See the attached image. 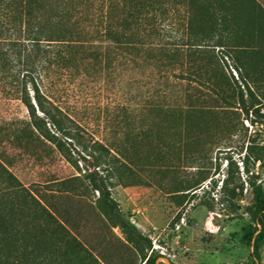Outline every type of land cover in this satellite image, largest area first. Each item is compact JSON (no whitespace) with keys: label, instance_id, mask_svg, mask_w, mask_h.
<instances>
[{"label":"rangeland","instance_id":"obj_1","mask_svg":"<svg viewBox=\"0 0 264 264\" xmlns=\"http://www.w3.org/2000/svg\"><path fill=\"white\" fill-rule=\"evenodd\" d=\"M190 1L152 0L166 9L147 14L154 45H167L159 67L121 49L109 64L50 66L41 89L77 123L65 146L71 161L32 125L24 56L0 65V160L70 233L47 236L53 249L42 259L53 250L52 264H146L151 254L158 264H254L249 234L264 192V0H218L229 12L216 13L214 0H198L189 27ZM0 29L13 33L1 8ZM193 36L197 52L178 50ZM261 252L264 264V244Z\"/></svg>","mask_w":264,"mask_h":264},{"label":"trees","instance_id":"obj_2","mask_svg":"<svg viewBox=\"0 0 264 264\" xmlns=\"http://www.w3.org/2000/svg\"><path fill=\"white\" fill-rule=\"evenodd\" d=\"M86 1L88 0H9L3 3L4 0H0V8L7 10L13 26V33L8 37H3V31L0 29V45L7 42L10 49H0V65L7 59L6 63L12 67L17 57L21 59L24 56L23 80L33 84L34 95L32 98L30 91H27L23 101L29 108L32 125L70 161L65 146L67 139L77 137L74 131L77 123L53 96L41 89L40 83L44 86L51 75L50 66L70 70L76 66L77 60L84 65L92 60L102 64L104 57L109 64L110 55L114 50L121 49L126 54L131 53L132 58H155L156 67H159L161 59L167 55L165 43L154 45L150 32L151 18H147V14L159 10L164 14L166 9L160 8L164 3H152V0L84 3ZM226 3L228 2L214 0L211 8L216 13L223 6L222 8L229 12ZM188 5L191 27V21L201 6L198 0H191ZM91 15L99 21L90 23ZM90 24L96 34H91ZM198 40L196 36L187 38L177 45L180 46L178 50L186 47L195 48L194 52H197V46L200 44ZM155 49L158 52L154 51ZM3 55L8 56L4 58ZM127 60L125 59V62ZM38 63L41 66L39 71ZM164 72L161 71V74ZM88 156L93 157L94 161L99 158L91 152L86 158ZM97 164L96 166H99ZM95 173L98 175L97 171ZM0 184V264H52L54 259L50 258L54 255L53 250L47 253L46 260L41 257L45 247L48 250L53 249L51 243L45 245L48 243L47 236L50 235L51 241L54 242L60 238L59 228L70 234L58 221L55 209L46 205L40 196L23 184L2 160ZM106 192L110 212L115 214L118 203L107 189ZM140 235L148 247L152 248L151 239L142 233ZM72 240L77 242L76 238ZM249 242L252 245L254 264H261V247L264 244V192L260 194L259 209L255 216V225L249 234ZM157 259L153 254L145 257L146 264H158Z\"/></svg>","mask_w":264,"mask_h":264}]
</instances>
